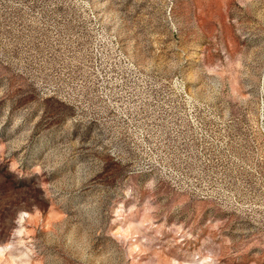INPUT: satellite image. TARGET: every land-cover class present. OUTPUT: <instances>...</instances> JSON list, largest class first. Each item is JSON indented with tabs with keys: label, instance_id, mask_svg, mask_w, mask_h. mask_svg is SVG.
Listing matches in <instances>:
<instances>
[{
	"label": "rangeland",
	"instance_id": "1",
	"mask_svg": "<svg viewBox=\"0 0 264 264\" xmlns=\"http://www.w3.org/2000/svg\"><path fill=\"white\" fill-rule=\"evenodd\" d=\"M0 264H264V0H0Z\"/></svg>",
	"mask_w": 264,
	"mask_h": 264
}]
</instances>
